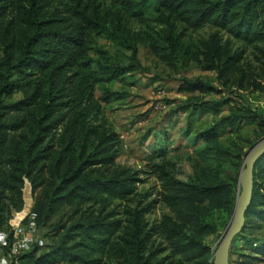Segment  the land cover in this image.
Returning a JSON list of instances; mask_svg holds the SVG:
<instances>
[{
  "label": "trees",
  "instance_id": "1",
  "mask_svg": "<svg viewBox=\"0 0 264 264\" xmlns=\"http://www.w3.org/2000/svg\"><path fill=\"white\" fill-rule=\"evenodd\" d=\"M206 27V35L193 36ZM140 43L172 69L193 61L223 86L264 93V72L247 61L250 50L264 70V0H0V230L22 209L25 179L33 199L26 217L39 229L59 213L64 218L51 224L58 241L33 246L22 264H212L203 236L231 216L242 161L221 137L244 124L263 129L264 116L237 106L196 131L192 141L204 143L198 151L211 163L195 180L176 178L166 146H157L152 173L169 212L149 224L144 216L158 200L143 203L140 170L116 163L120 133L104 106L126 97L113 85L131 83ZM214 90L200 78L182 79L179 92L199 93L183 136L193 131L196 110L218 115L230 102L204 100ZM245 219L264 228V154ZM248 225L233 239L242 257L236 264L264 259V239L246 234Z\"/></svg>",
  "mask_w": 264,
  "mask_h": 264
},
{
  "label": "rangeland",
  "instance_id": "2",
  "mask_svg": "<svg viewBox=\"0 0 264 264\" xmlns=\"http://www.w3.org/2000/svg\"><path fill=\"white\" fill-rule=\"evenodd\" d=\"M98 1H102L106 5L111 2V0ZM150 20L148 22L153 26L154 23ZM130 26L135 30L144 29L141 22L135 19H130ZM209 31L210 29L208 27L202 28L194 32L193 36H204ZM99 42L102 44L104 42L106 43L104 39H100ZM108 48L112 54H115V49L111 43ZM123 54L129 53L123 51ZM247 54V61L252 65V68L255 69L257 74L262 75L264 70H260L258 67L263 64L255 59L250 53V50L247 51ZM117 55L118 60L122 64L128 62L124 57L120 58L119 54ZM133 62L136 69L132 73V77L126 79V82L131 83L121 86L120 83L115 82L113 85L115 90L123 89L124 91L122 93L126 94V97H119V99L113 100V102L104 106L106 115L112 126L123 136L121 138L122 145L119 150V155L116 158V163L140 170V178L142 181L137 183V192L145 194L143 198V203H145L151 199L158 200L160 182L152 173L151 166L153 161V159L151 160V156L154 154L157 146L161 147V144L166 146V157L171 158L175 163L174 174L176 178L189 181L203 177L204 172L211 163V157L210 155H206V153H199L198 150L205 145L200 140L192 141L195 132L211 125L220 116L229 114V108H237V106L252 107L253 103L258 100L259 91H250L248 89L239 90L231 85L223 86L216 80L214 71L202 70L193 61L186 62L184 65H179L175 69H172L154 56L146 43L137 45L136 59ZM183 78H200L215 87L213 92L202 95L204 100H230L229 103L221 108V113L218 115L200 113L196 110L192 116L193 131L187 136H183V126L186 124L188 113L194 110L195 103L197 102L192 97H198L199 93L179 92L178 87ZM262 82L264 83V77L262 78ZM99 94V91H96V95L98 96ZM14 97L18 98L19 95L16 94ZM261 137H264V128H259L255 123L244 124L233 135L225 133L221 137V141L227 147L230 146L228 147L230 150L233 152L239 151L242 155V161L238 166V173L242 167L244 155L250 147L248 143H255ZM123 143H126L127 147H123ZM228 174L234 175L235 169L230 170ZM27 188L24 184L22 188V208L24 207V195ZM29 194L31 196L30 185ZM32 202L33 199L27 215H30L29 212ZM14 212L12 210L11 217L7 221L8 225ZM168 212L169 209L165 204L158 200L154 203L152 209L145 214L144 218L151 224L158 221L163 213ZM26 216L24 222L29 220ZM230 218L231 216L218 221L219 229L216 234L203 236V241L213 251L216 248L219 235L229 224ZM63 220L62 214L59 213L51 219L48 225L40 226L46 244L50 242L56 243L58 241L60 231L56 232L51 224L61 223ZM249 221L250 223H246L247 219H245L242 229L248 224V226H251L245 228V233H250L252 236L260 238V240L264 239V228L256 229L257 227L253 226L254 220L249 219ZM232 243L229 251V264H236L242 257H238L237 254L233 253ZM252 264H264V259L254 261Z\"/></svg>",
  "mask_w": 264,
  "mask_h": 264
},
{
  "label": "water",
  "instance_id": "3",
  "mask_svg": "<svg viewBox=\"0 0 264 264\" xmlns=\"http://www.w3.org/2000/svg\"><path fill=\"white\" fill-rule=\"evenodd\" d=\"M264 154V137L258 139L246 151L238 173V188L230 222L221 232L212 253V264H229V251L234 237L245 223V212L250 205L253 190V171L257 160Z\"/></svg>",
  "mask_w": 264,
  "mask_h": 264
},
{
  "label": "built area",
  "instance_id": "4",
  "mask_svg": "<svg viewBox=\"0 0 264 264\" xmlns=\"http://www.w3.org/2000/svg\"><path fill=\"white\" fill-rule=\"evenodd\" d=\"M252 107L264 116V93L258 94V100L253 103ZM120 138H123L121 134ZM123 147H127V144L123 143ZM27 183L29 184L25 179V186ZM25 216L16 226L9 222L8 229L0 230V264H22L23 254L30 251L33 246H43L45 243L41 230L36 227L31 217L24 222Z\"/></svg>",
  "mask_w": 264,
  "mask_h": 264
},
{
  "label": "bare ground",
  "instance_id": "5",
  "mask_svg": "<svg viewBox=\"0 0 264 264\" xmlns=\"http://www.w3.org/2000/svg\"><path fill=\"white\" fill-rule=\"evenodd\" d=\"M27 186H28V188H27ZM26 188H27V191L24 195V207L20 211H15L13 213L12 218L9 220V222L13 226H16L19 223L21 218H23L25 216V214L27 213V211L30 208L32 199H31V196L29 194V184L28 183L26 184Z\"/></svg>",
  "mask_w": 264,
  "mask_h": 264
}]
</instances>
